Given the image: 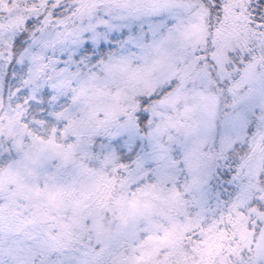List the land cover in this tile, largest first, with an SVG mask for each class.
<instances>
[{
	"label": "snow or ice",
	"instance_id": "snow-or-ice-1",
	"mask_svg": "<svg viewBox=\"0 0 264 264\" xmlns=\"http://www.w3.org/2000/svg\"><path fill=\"white\" fill-rule=\"evenodd\" d=\"M0 264H264V0H0Z\"/></svg>",
	"mask_w": 264,
	"mask_h": 264
}]
</instances>
